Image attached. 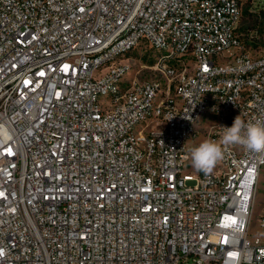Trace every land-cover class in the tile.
<instances>
[{
    "label": "built area",
    "instance_id": "1",
    "mask_svg": "<svg viewBox=\"0 0 264 264\" xmlns=\"http://www.w3.org/2000/svg\"><path fill=\"white\" fill-rule=\"evenodd\" d=\"M246 4L264 13L0 0V264H264L250 238L264 152L229 146L188 171L197 139L264 119V29L242 37ZM140 46L163 51L161 81L126 80Z\"/></svg>",
    "mask_w": 264,
    "mask_h": 264
},
{
    "label": "rangeland",
    "instance_id": "2",
    "mask_svg": "<svg viewBox=\"0 0 264 264\" xmlns=\"http://www.w3.org/2000/svg\"><path fill=\"white\" fill-rule=\"evenodd\" d=\"M263 29L264 13H261L260 15L251 14L247 4L244 5V13L240 22L239 31L242 33V37H244L245 41L250 43L252 42L251 40H255L258 44L261 43ZM159 53H163V51L158 52L155 49H152V47L140 46L136 50L127 54L125 56V62L130 64L131 68L126 76V80L136 83L156 80L161 81L164 74L161 72V69L157 67ZM190 61H193V58H191ZM204 140H206L204 137L197 139L193 145H191V149L198 146ZM188 163V171L199 173V171H196L193 168L191 160ZM254 204L255 210L250 232L252 242L258 237L264 238V230L260 226V219L258 218L264 209V168L260 173L255 186Z\"/></svg>",
    "mask_w": 264,
    "mask_h": 264
},
{
    "label": "clouds",
    "instance_id": "3",
    "mask_svg": "<svg viewBox=\"0 0 264 264\" xmlns=\"http://www.w3.org/2000/svg\"><path fill=\"white\" fill-rule=\"evenodd\" d=\"M221 128L223 132L218 140L206 139L190 150L195 170L211 173L229 146H240L247 152H264V119L245 122L237 116L232 126Z\"/></svg>",
    "mask_w": 264,
    "mask_h": 264
},
{
    "label": "snow or ice",
    "instance_id": "4",
    "mask_svg": "<svg viewBox=\"0 0 264 264\" xmlns=\"http://www.w3.org/2000/svg\"><path fill=\"white\" fill-rule=\"evenodd\" d=\"M233 222H235V221H233Z\"/></svg>",
    "mask_w": 264,
    "mask_h": 264
}]
</instances>
